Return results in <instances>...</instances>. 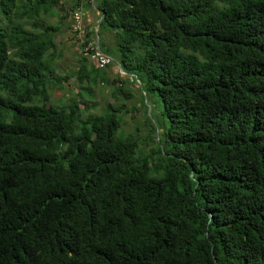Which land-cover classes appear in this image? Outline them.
<instances>
[{
    "label": "trees",
    "instance_id": "1",
    "mask_svg": "<svg viewBox=\"0 0 264 264\" xmlns=\"http://www.w3.org/2000/svg\"><path fill=\"white\" fill-rule=\"evenodd\" d=\"M65 2L0 0V264H264V0ZM90 4L138 82L143 137L119 131L123 105L48 102L68 79L57 23ZM84 57L82 98L111 84Z\"/></svg>",
    "mask_w": 264,
    "mask_h": 264
},
{
    "label": "rangeland",
    "instance_id": "2",
    "mask_svg": "<svg viewBox=\"0 0 264 264\" xmlns=\"http://www.w3.org/2000/svg\"><path fill=\"white\" fill-rule=\"evenodd\" d=\"M64 1V0H60ZM70 0H66L65 4H68ZM62 3V2H61ZM59 9H56L53 12V15L50 17H44L41 18V23H57L56 22V15ZM72 13V12H71ZM80 14L82 16H80ZM74 17L76 21L81 22V24L78 25V27L75 26L73 28V25L76 23L73 19L72 25H71V18H67L69 25H71V29L67 30V24H59L57 23V27L59 28L54 35V42L52 51L54 54L53 63L57 66L54 71L57 75L66 74L68 75L67 81H62L63 87L62 88H52L49 89L48 93V102L52 104H57L61 102H66L71 97L76 98L77 100H87L88 102V111L87 113L83 114L86 116L89 115H98L102 112L106 111L105 104L106 103H112L117 105H123L122 110H128L127 113H123L122 120L120 122V128L119 131L122 132L123 135L125 134H136L139 137H143L145 134L144 129H142L140 126H147L149 123H146L143 112L144 107L140 103V96H139V87L138 82L135 78H131V74L125 75L124 72L120 70L118 65L116 63H113L116 57V50L113 43V35L111 32L102 31L101 28L98 27V20L97 18V12H95V9L92 4H90L88 7L83 6L81 9V13ZM31 29L29 27V24L27 23L25 25V28ZM65 28V29H64ZM78 30H77V29ZM75 29V30H73ZM33 30V28H32ZM93 31V35H89V39L87 40V43H91V40L93 39L92 43L90 45H95L96 49V43L98 42L99 48L102 50L105 48L108 49V52L111 55V58L113 59L112 63H110L107 67H103L104 77L107 78V81L111 84H118L119 80H121L120 86L125 90L126 88L130 90L132 93L131 96L128 98H123L121 95H118L119 98L116 100H112L110 97L112 95L113 88L110 86L111 84L102 83L100 81H95L92 84L83 83V87H87L91 91V97H87L86 95L82 98L81 92L78 87V84L75 82V78L73 75V72L77 69L79 65L78 59L83 55L85 56L86 63H89L87 53L85 49L81 48L79 44H81L84 41L83 34L85 32H91ZM99 32V34L97 33ZM92 35V38H91ZM91 48V46H90ZM98 50V49H96ZM85 51V52H82ZM99 51V50H98ZM92 63V62H90ZM80 93V94H79ZM80 97V98H79ZM145 97V96H144ZM148 101H144L147 114L149 116V119L151 120L152 124L157 126L158 122V108L156 107V104L150 99V95H146ZM134 104L136 105V109L138 112L129 111L130 105ZM93 105V106H91ZM82 107V106H81ZM135 126L137 127V130L135 129ZM146 131V130H145ZM134 134V135H135ZM141 139V138H139Z\"/></svg>",
    "mask_w": 264,
    "mask_h": 264
},
{
    "label": "built area",
    "instance_id": "3",
    "mask_svg": "<svg viewBox=\"0 0 264 264\" xmlns=\"http://www.w3.org/2000/svg\"><path fill=\"white\" fill-rule=\"evenodd\" d=\"M76 13L78 15V12H75L73 14V19L74 20H75L74 17L76 16ZM75 22L76 23L73 25V28H75L76 25H77L76 27H78V25L80 24L79 19H78V21L75 20ZM73 30H75V29H73ZM84 49H85V51L87 50L86 52H88L87 53L88 60L90 62L94 63L96 66H98L100 68H103V67H105L108 64V62L110 60V58L108 56L104 55L103 53H101L98 50H92L91 48L90 49L89 48H84Z\"/></svg>",
    "mask_w": 264,
    "mask_h": 264
},
{
    "label": "crops",
    "instance_id": "4",
    "mask_svg": "<svg viewBox=\"0 0 264 264\" xmlns=\"http://www.w3.org/2000/svg\"><path fill=\"white\" fill-rule=\"evenodd\" d=\"M95 12H97V11L95 10Z\"/></svg>",
    "mask_w": 264,
    "mask_h": 264
},
{
    "label": "clouds",
    "instance_id": "5",
    "mask_svg": "<svg viewBox=\"0 0 264 264\" xmlns=\"http://www.w3.org/2000/svg\"><path fill=\"white\" fill-rule=\"evenodd\" d=\"M80 24H81V22H80Z\"/></svg>",
    "mask_w": 264,
    "mask_h": 264
}]
</instances>
